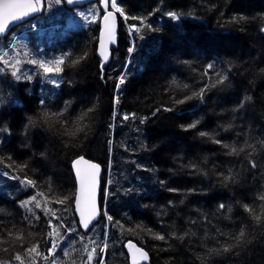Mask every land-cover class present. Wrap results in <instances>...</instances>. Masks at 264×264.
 <instances>
[{
  "label": "trees",
  "instance_id": "trees-1",
  "mask_svg": "<svg viewBox=\"0 0 264 264\" xmlns=\"http://www.w3.org/2000/svg\"><path fill=\"white\" fill-rule=\"evenodd\" d=\"M118 3L129 17L147 16L159 31L142 27L131 39L121 19L119 41L107 63L97 55L99 22L65 35L58 30L41 42L34 29L27 31L28 45L44 54L33 49L32 57L49 61L70 55L60 76L40 74L34 83L23 77L35 76L38 66L20 65L30 71L20 80L19 101L0 111V262L20 264L14 259L20 255L24 264H50L48 221L64 230L76 225L72 161L85 155L103 165L112 160L105 200L112 220L99 223L95 244H80L84 251L96 247L94 264L102 258L105 235L103 264H130L127 240L147 249L149 264H264V0ZM45 5L42 20L63 26L65 2L46 0ZM50 12L57 17L50 18ZM168 12L180 19L172 20ZM128 21L139 26L138 20ZM14 38L3 40L11 45ZM6 72L12 78L11 70ZM216 73L228 79L211 87ZM121 74L126 82L117 91ZM201 88H206L203 97L194 96ZM186 96L192 99L176 103ZM197 121L196 128L182 127ZM201 131L209 135L200 136ZM25 179L35 186L22 183ZM33 196L45 198L38 200L40 208L35 202L22 206ZM241 229L245 235L237 244ZM157 234L166 239H156ZM34 244L39 256L28 255ZM73 245L69 250L78 248ZM226 246L231 250L223 251ZM69 255L66 264L87 258L86 251Z\"/></svg>",
  "mask_w": 264,
  "mask_h": 264
},
{
  "label": "snow or ice",
  "instance_id": "snow-or-ice-1",
  "mask_svg": "<svg viewBox=\"0 0 264 264\" xmlns=\"http://www.w3.org/2000/svg\"><path fill=\"white\" fill-rule=\"evenodd\" d=\"M45 0H0V35L4 34L9 29V25L12 22L18 21L23 19L24 17H27L30 13H35L37 11L42 10L44 6ZM68 3L73 4L75 0H54V3L56 5H60L62 3ZM101 7L104 11L103 21L104 26L101 31V40H100V55L103 57L104 61L106 62L108 60V55L105 54V48H104V38H107L111 42H115V28H116V14L119 13L120 16H122L125 20L128 19H134L139 21V26L137 25H130L129 26V33L130 35L135 32L139 33L142 27H147L149 30L152 31H159L157 28H153V26L149 23H147L148 17H129L126 13L124 8L118 3V0H100ZM39 6V7H38ZM48 7H51L49 4ZM111 9V10H109ZM158 10V9H157ZM81 17L89 24L96 22V15L92 14V18L89 19L88 16H86L84 13H80ZM151 15V13H149ZM166 15L171 18L172 20H179L180 15L176 12H168ZM234 22H237L236 18H233ZM239 19H246L245 17H240ZM261 31L264 32V28H261ZM11 47L13 50H15V43L7 46ZM135 51L134 45L132 47H129L128 52L131 55ZM19 55V53H17ZM25 55L27 53L25 52ZM70 55L69 53H64L59 58H54L53 60L49 61H43V60H37L32 59L29 60L28 63L38 66L40 69H43V72L47 78H51L53 76H60V74L63 72L62 66L65 64L66 57ZM87 54L85 53L84 56L80 57V59L85 58ZM78 60H71L70 63L75 64L78 63ZM21 61L19 59H15L14 57L9 55V52L4 49L0 50V75H3L6 73V70L11 69L10 75L15 78V80L19 81L22 79V76L18 74L20 72V69L17 67ZM208 71H211L213 68V65L209 64ZM205 75H208V72H205ZM218 79L211 85V87H216L217 84H223L227 79V75L221 76L219 73H216ZM23 78L31 80L32 77L30 75L24 76ZM126 82L125 75L121 74L119 77V81L116 85V90L119 91L120 86L124 85ZM52 83L56 87H60V83L57 82L55 79L52 80ZM206 91V88H201L198 93H193L194 96L203 97L204 93ZM192 99L191 96H186L184 99L177 100L176 103L183 104L186 100ZM119 99L118 97L114 98V103H118ZM41 104H44V100L40 101ZM165 111H170L171 109H164ZM91 111V109H89ZM155 114V113H154ZM47 115V114H45ZM130 117L128 115H125L123 119L128 120ZM147 119V118H145ZM143 123V121H141ZM199 122H193L191 124H188L184 127L185 130L193 129L197 127V124ZM200 136H207L209 133L201 131L199 133ZM215 143L222 144V141L216 140ZM224 147H228L227 145H224ZM233 152L236 151L235 148L232 149ZM250 166L255 168L256 163L254 161H249ZM83 166V167H81ZM74 167L76 168V175L79 178L80 183V195L76 200L77 209L79 210V214L81 217L80 223L82 224V227L84 229L89 228V224L96 212V205H95V198H94V189L96 185V175L99 172V166L93 163H90L86 161L83 157L77 159L74 162ZM225 179H228V177H225ZM22 183L28 185V186H35L34 181L30 179H25L22 181ZM129 192L132 191V189H128ZM43 196V193L39 194ZM67 199V198H65ZM261 200H264V195L260 196ZM35 202V207L40 208V202L37 200L36 196H33L30 198L29 201H24L22 203V206L27 207L29 203ZM59 203H64V200H59ZM221 209H223L225 206L223 204L219 205ZM244 208L248 212H252L253 210L250 208L249 205H244ZM53 217L55 216V213H52ZM105 215H107L105 213ZM257 221L260 220V216L254 217ZM36 219H39V217H36ZM107 219L109 221L112 220L111 216H108ZM49 226L52 228V231L48 233L49 236V243L51 244L50 254H54L55 250L58 247L57 241L54 239V234L59 235L56 227L52 226V221H48ZM245 233L244 230L241 229L238 236L234 237V239L237 241V244L242 240ZM158 240H165V235H159L157 234L155 236ZM16 239H22V236H17ZM182 239V237H181ZM91 243L95 244L96 242L94 240L90 241ZM98 247V246H97ZM127 247L131 250H133V256H132V262L133 264H137V256L141 260H147L148 259V253L143 251L140 248H137L135 244H132L131 242L128 243ZM235 247V245L231 246ZM230 246L224 247L223 251L228 252L231 250ZM107 248V244L104 243L103 247L100 248L101 252H104ZM6 250V249H5ZM96 247H93L91 251H88L87 247H85V251L87 252V260L90 262L92 260L93 253L96 252ZM61 251H64V249H61ZM28 255L31 256L35 254L36 256L40 255L39 252V245L34 244L31 248L27 250ZM65 255H69L68 252L65 251ZM48 256H44L43 259H48ZM16 261H19L20 264H24V261L20 255H16L14 257ZM2 264V262H0ZM75 264V262H73Z\"/></svg>",
  "mask_w": 264,
  "mask_h": 264
},
{
  "label": "rangeland",
  "instance_id": "rangeland-1",
  "mask_svg": "<svg viewBox=\"0 0 264 264\" xmlns=\"http://www.w3.org/2000/svg\"><path fill=\"white\" fill-rule=\"evenodd\" d=\"M86 9H79V8H75L74 11H76V15H75V12L74 11H71V14L69 15V18L72 19L71 23H75V24H78L80 26H82V28L84 27H88V23L81 17L80 13H84L86 16H88L89 19L92 18V14H95L97 16V12L100 13L101 12V9H100V6L97 4V3H92L90 5H87L85 6ZM79 9V10H77ZM70 11V9H69ZM97 19V18H96ZM76 20V21H75ZM41 21H36L34 25H39ZM98 24V21L95 22V25ZM25 33H21L17 36V41L18 42V46L17 48H15V50H13L11 48V53H9L10 56L14 57L15 59H19V57H17V53H19V55L21 56L19 60H24L22 61L24 64H29L28 62H25V61H29V60H32V59H37L35 57H32L31 54H32V50L33 49H37L38 52L41 54L42 58H44V54L42 52V50L40 48H37V45H34V44H31L30 47H27L28 44H23L24 43V36ZM20 44H23V45H20ZM6 48V42L3 41V42H0V50H4ZM8 51V50H7ZM25 52L27 53L26 58L28 60H26L22 55L25 54ZM99 57V56H98ZM100 58V57H99ZM37 60H41V59H37ZM100 60L102 61V59L100 58ZM30 65V64H29ZM19 65H17V67H19ZM0 67H2V65H0ZM20 69V68H19ZM31 69V68H30ZM33 69V67H32ZM11 70V69H10ZM30 70H27V71H22L20 69V72L18 74H20L22 77L24 74H27ZM39 71L40 74H43V76H45L44 72H43V69H40L39 67L34 69L33 72H37ZM4 75H7L6 73ZM4 75H1L0 76V111L2 109V107H5L6 104H8V102L12 99L10 97H6L4 98L7 94H16V96L18 97L19 99V95H20V90H19V86L21 84H13L11 81H8ZM14 78V77H13ZM32 78H34V76H32ZM56 80V79H55ZM57 81V80H56ZM4 96V97H3ZM1 126V125H0ZM2 128L0 127V130ZM39 200V199H37ZM60 204V203H59ZM46 241V240H45ZM43 241V245L46 244V242ZM91 262V261H90ZM77 264H82L81 263V259H79V261H77ZM89 264V263H88Z\"/></svg>",
  "mask_w": 264,
  "mask_h": 264
},
{
  "label": "water",
  "instance_id": "water-1",
  "mask_svg": "<svg viewBox=\"0 0 264 264\" xmlns=\"http://www.w3.org/2000/svg\"><path fill=\"white\" fill-rule=\"evenodd\" d=\"M92 1H96V0H75V2L73 4H68L69 6L71 7H74V6H82V5H85L89 2H92ZM100 1V0H99ZM103 10V9H102ZM110 10V9H109ZM39 11L35 12V13H30L27 17H24L23 19L21 20H18V21H15V22H12L10 25H9V29L8 31H6L4 34L0 35L1 36H4L6 35L7 33L10 32V30L17 24L19 23H22L24 21H26L27 19H29L30 17L38 14ZM104 12V11H103ZM118 25H119V17H118V14H116V28H115V42H111L109 41L107 38H104V48H105V54L108 55V60L111 58L112 56V48L113 46H115L117 44V30H118ZM103 26H104V21H103V18H102V29H103ZM101 29V31H102ZM101 31H100V34H99V40H98V48H97V52H98V56L104 61L103 57L100 55V40H101ZM107 60V61H108ZM105 62V61H104ZM83 157L86 161L90 162V163H93V164H96L99 166V172L97 173L96 175V185H95V189H94V198H95V205H96V212L89 224V228L86 230L82 227V224L80 223V220H81V217H80V214H79V210L77 209V205H76V200L77 198L79 197L80 195V183H79V178L78 176L76 175V168L74 167V162ZM83 167V166H81ZM72 168H73V172H74V176L76 178V194H75V201H74V207H75V212L77 214V217H78V220H79V224H80V227L82 228L83 231L85 232H88L92 226L100 219L101 215H102V211H101V208H102V205H101V191H102V186H103V182H102V178H103V167L101 164L95 162V161H91L89 160L88 158H86L85 156H79L77 157L76 159H74V161L72 162ZM132 244H135L137 248H140L142 249L143 251L147 252L148 251L138 245L136 242L134 241H130ZM129 243V242H128ZM128 243L126 244V251L129 255V259H130V264H133L132 262V256H133V250L129 249L127 247ZM150 261V255L148 253V259L147 260H141L139 258V256H137V264H147L149 263Z\"/></svg>",
  "mask_w": 264,
  "mask_h": 264
},
{
  "label": "bare ground",
  "instance_id": "bare-ground-1",
  "mask_svg": "<svg viewBox=\"0 0 264 264\" xmlns=\"http://www.w3.org/2000/svg\"><path fill=\"white\" fill-rule=\"evenodd\" d=\"M130 241H134V240H127L126 243H125V245H124V247H126V244H127L128 242H130Z\"/></svg>",
  "mask_w": 264,
  "mask_h": 264
}]
</instances>
